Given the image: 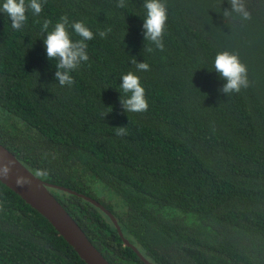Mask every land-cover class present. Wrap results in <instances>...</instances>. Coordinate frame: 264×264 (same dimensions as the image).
Masks as SVG:
<instances>
[{
    "label": "trees",
    "instance_id": "16d2710c",
    "mask_svg": "<svg viewBox=\"0 0 264 264\" xmlns=\"http://www.w3.org/2000/svg\"><path fill=\"white\" fill-rule=\"evenodd\" d=\"M163 2V51L144 37L145 0H47L20 31L0 13V144L34 175L47 173L36 176L110 264H264V0H244L247 21L224 16L229 0ZM64 15L96 34L70 87L56 79L41 30ZM221 51L248 68L239 93L221 91ZM130 71L147 112L121 104ZM56 185L107 209L136 251L98 206ZM0 202V264H85L1 182Z\"/></svg>",
    "mask_w": 264,
    "mask_h": 264
},
{
    "label": "clouds",
    "instance_id": "9594fccd",
    "mask_svg": "<svg viewBox=\"0 0 264 264\" xmlns=\"http://www.w3.org/2000/svg\"><path fill=\"white\" fill-rule=\"evenodd\" d=\"M231 11L225 10L224 16L229 17L232 13H236L243 20H250L251 13L247 10L244 0H229ZM47 0H3L0 3V13L5 14L11 20V28L20 31L25 27L28 20V13L31 12L35 16H39L43 11V5ZM127 5L125 0H117V7L124 8ZM144 9L146 10V18L143 23L144 37L147 41L154 43L156 48L163 51L165 48L163 39L166 32L168 21V9L163 0H145ZM51 20H44L42 24V32L47 31V37L44 40L47 57L49 60L58 61L56 64V79L61 86H72L75 81L72 73L77 71L82 63L89 60L87 52L88 41L95 39L96 34L83 21H70L67 15L61 16L59 21L54 25L51 31L49 27ZM69 28L79 37L73 40L72 33ZM101 31L99 35L105 38L110 32ZM152 52L151 47L146 49ZM132 62L136 64L138 71H149L148 63H137L135 58ZM214 68L217 73L226 81L221 91L225 94L239 93L242 89L249 87L248 68L241 62L238 54L230 51H221L217 54L214 61ZM122 83L119 90L124 93L121 97V104L128 113H144L147 112L150 105L146 96V89L141 83L140 77L135 72H128L122 76ZM112 108H108L111 112ZM105 113V115L107 114ZM116 134L124 136L127 129L124 127L117 128ZM9 166H0V177L7 178L10 175ZM45 171H37V176H43ZM27 181L18 177L16 180L18 187H23ZM3 210V203L0 202V211Z\"/></svg>",
    "mask_w": 264,
    "mask_h": 264
},
{
    "label": "water",
    "instance_id": "95a60500",
    "mask_svg": "<svg viewBox=\"0 0 264 264\" xmlns=\"http://www.w3.org/2000/svg\"><path fill=\"white\" fill-rule=\"evenodd\" d=\"M4 165L9 166L11 172L7 178L0 177V182L20 196L25 203L29 204L39 214H41L54 227L57 233L61 235L62 238L72 247L85 264H110L103 257L100 251L95 248L80 226L47 188L52 185L34 175L15 157L12 152L0 144V166ZM18 177L24 178L27 181L23 187L17 186L16 180ZM56 186L61 190L87 199L98 206L113 221L122 242L135 250V248L124 238L115 218L107 209L85 195L76 193L66 187ZM136 253L138 254V252ZM138 255L140 256V254ZM140 258L146 264H151L142 256H140Z\"/></svg>",
    "mask_w": 264,
    "mask_h": 264
}]
</instances>
